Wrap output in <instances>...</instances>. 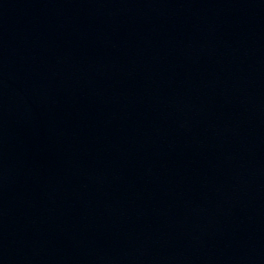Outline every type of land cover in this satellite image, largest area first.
<instances>
[{
  "label": "water",
  "instance_id": "95a60500",
  "mask_svg": "<svg viewBox=\"0 0 264 264\" xmlns=\"http://www.w3.org/2000/svg\"><path fill=\"white\" fill-rule=\"evenodd\" d=\"M0 264H264V0H0Z\"/></svg>",
  "mask_w": 264,
  "mask_h": 264
}]
</instances>
